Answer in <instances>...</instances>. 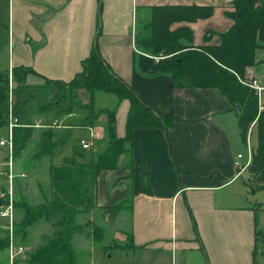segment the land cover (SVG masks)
Masks as SVG:
<instances>
[{"label":"crops","instance_id":"0c3cea01","mask_svg":"<svg viewBox=\"0 0 264 264\" xmlns=\"http://www.w3.org/2000/svg\"><path fill=\"white\" fill-rule=\"evenodd\" d=\"M7 1L9 45L0 50L7 60L0 74L9 72L13 81L12 70L25 66L34 70L27 76L29 85L42 86L46 79L69 82L82 71L97 40L102 57L122 80L158 113L176 118L169 142L160 128L134 132L132 153L120 158L118 170L99 176L96 208L84 215L107 210L110 220L126 222L117 234L132 239L128 252H141L139 264H162L164 256L175 251L182 254V264L258 263L264 202H254L236 187L240 178L234 162L241 137L237 110L217 89L176 88L172 75L154 74L157 60L136 43L140 12L160 5L213 7L211 18L180 26L192 30L195 46L207 44L208 33H213L211 43H217L233 25L228 14L234 0ZM251 70L264 84V49ZM116 105L115 131L123 138L130 102ZM92 128L98 150L105 126ZM68 129L63 126L59 133ZM81 130L86 136H79ZM72 134L71 140L78 142L72 144L80 150L89 132L74 128ZM67 149L61 154L72 157V149ZM18 246L25 250L23 258L28 250ZM0 264H9L8 251L0 254Z\"/></svg>","mask_w":264,"mask_h":264},{"label":"trees","instance_id":"16d2710c","mask_svg":"<svg viewBox=\"0 0 264 264\" xmlns=\"http://www.w3.org/2000/svg\"><path fill=\"white\" fill-rule=\"evenodd\" d=\"M213 13V7L197 5H160L142 10L136 27L137 48L146 55L159 58L152 72L172 75L174 87L217 89L234 109L240 106L238 121L243 138L250 125L256 122L257 148L248 171L255 178L258 190H263L264 112L259 114L254 92L240 80H244L247 71L256 64L258 51L264 49V0H234L232 12L228 14L233 20L231 28L219 35V42L212 44L209 39L213 33H208V43L195 46L192 30L180 25L209 19ZM31 73H34L31 68L15 67L12 87L10 73L0 74V138L4 131L6 133L12 106V115L19 125L14 129L15 159L36 139L39 156H46L52 164V193L51 198L39 205H31L16 196L15 209L22 211L23 217L15 222L14 235L18 245H23L30 228L45 221L54 233L29 255L27 264H78L74 238L76 235L91 238L86 232L89 222L82 225L78 223V217L96 208L99 176L106 171L118 170L120 158L132 153L137 129L160 128L167 134L169 142L168 131L176 118L158 113L122 80L102 57L97 40L90 57L82 64V71L71 81L46 79L45 85L32 86L27 83ZM83 92L88 95L87 103L80 99ZM99 93L116 97L118 104L124 100L130 102L126 136L119 138L115 131L116 105L106 110L103 149L93 153V150L86 151L81 147L74 156L63 157L61 162L55 163L67 141L72 139V129L96 125L101 115L95 109ZM73 115L76 116L71 121L63 122ZM38 121L47 127L36 128ZM62 124L69 127L63 133L50 127ZM38 131L39 135L34 139ZM87 152L91 153L90 159L86 158ZM174 167L181 176L182 171L175 163ZM93 239L99 242L103 237L98 235ZM8 247L9 236L0 238V254L8 251ZM115 248L110 246V249Z\"/></svg>","mask_w":264,"mask_h":264},{"label":"rangeland","instance_id":"374dc122","mask_svg":"<svg viewBox=\"0 0 264 264\" xmlns=\"http://www.w3.org/2000/svg\"><path fill=\"white\" fill-rule=\"evenodd\" d=\"M212 42V41H210ZM219 42V39H218ZM213 44V43H212ZM9 45L8 41V1L0 0V50ZM6 57L0 54V72L3 71V67L6 63ZM44 82L43 85H45ZM10 85L13 86V81L10 77ZM80 99L84 103L88 102V95L83 92L80 93ZM119 100L109 94L99 93L96 97L95 109L97 113H101L99 120L97 121L94 129L103 128L107 122V111L112 109ZM116 107V106H115ZM107 110V111H106ZM66 122V121H65ZM42 124V122H40ZM104 124V126L102 125ZM255 123V122H254ZM252 123L245 135V139L240 135L239 153L247 154V146L245 141L248 134L251 133L250 143L252 148L255 150L257 148V128L253 126ZM239 124V121H238ZM59 130H56L58 132ZM41 132V131H40ZM5 131L2 135L5 136ZM59 134V133H58ZM74 134V133H73ZM39 135V131L36 132L34 139ZM88 135V133H87ZM72 136V135H71ZM70 136V137H71ZM79 136H86V131H79ZM69 137V138H70ZM96 141L99 140L98 137L95 138ZM36 139L31 145L27 147L25 152L16 161V172L18 174H25V178H19L20 180L16 183L14 181V194L18 199H23L31 205L42 204L45 199L51 198L52 188L50 182V170L51 162L46 156L40 157V152L36 148ZM72 143H78L77 138H73L67 141V148L72 149V156L74 152H78L79 149L73 146ZM106 144V137L102 143L98 144V149H103ZM97 146L95 145V149ZM93 150V153L97 150ZM90 152L86 154V158L90 159ZM71 157L68 154H61L57 157L55 163L61 162L63 157ZM241 187L243 193L248 195L254 202H264V189L258 190V184L255 182V178L247 170L236 183V187ZM4 188V189H3ZM10 190V184L5 177H0V193L5 190ZM3 190V191H2ZM254 191V192H253ZM112 213H115L113 208H110ZM90 213V212H89ZM91 215H84L79 218V223L84 225L89 222L90 227H87L86 232L91 235V238L86 237V235H76L73 241V245L77 254L78 264H139L141 259V252H128L132 250V243L129 242V236L126 240H123L117 232L120 231V226L126 227V222H116L109 219V213L107 210L104 212H99ZM260 219L263 217L262 211L258 212ZM23 217L22 211L18 210L16 212V221L19 222ZM9 224L7 221L0 218V238H7L9 236ZM258 232L259 240V258L257 264H264V222L260 225ZM30 239L27 237V241L24 246L27 248L28 253L21 258V264H27L29 260V255L32 254L37 248L43 246L46 243V239H50L54 233L53 228L50 224L42 221L38 224L32 226L29 230ZM98 235H102L103 239L99 242L94 241V237L97 238ZM45 236V238H44ZM123 240V241H121ZM110 246H116L115 249H110ZM120 248V249H119ZM5 252V251H4ZM162 264H182V254L179 252H174L173 256H164L161 261Z\"/></svg>","mask_w":264,"mask_h":264},{"label":"built area","instance_id":"2783aa9c","mask_svg":"<svg viewBox=\"0 0 264 264\" xmlns=\"http://www.w3.org/2000/svg\"><path fill=\"white\" fill-rule=\"evenodd\" d=\"M155 59L159 60V58ZM240 81L243 85L250 88L254 92V95L258 100L259 114L261 112H264V84H262L261 80L255 76L251 69H249L247 71L245 79ZM40 122L41 121L36 122V128L47 127L42 125ZM255 123L253 126H255ZM18 126L19 125L17 120L14 119L12 115L11 106L9 124L6 129V134L5 136L0 138V177H5L10 184V190H2L3 192L0 193V199L2 201V205L0 206V218L7 221V223L9 224V264H17L19 258L25 253L24 248L17 245V241L14 235V225L16 222V196L14 194V181L17 178L26 177L25 174H18L16 172L14 129ZM50 127L60 129L63 127V125H53ZM75 128L79 129L80 127ZM87 131L89 132V136L87 139L81 141V147L86 151H92L95 149V133L93 128L91 127H87ZM250 139L251 133L248 134V137L245 141L247 146V154H238L234 162V166L238 172V178H240L247 170H249V167L251 166L253 161L255 150L251 146Z\"/></svg>","mask_w":264,"mask_h":264},{"label":"water","instance_id":"95a60500","mask_svg":"<svg viewBox=\"0 0 264 264\" xmlns=\"http://www.w3.org/2000/svg\"><path fill=\"white\" fill-rule=\"evenodd\" d=\"M240 109H241L240 106H237V107H236L237 112H240ZM1 205H2V201H1V199H0V206H1Z\"/></svg>","mask_w":264,"mask_h":264}]
</instances>
